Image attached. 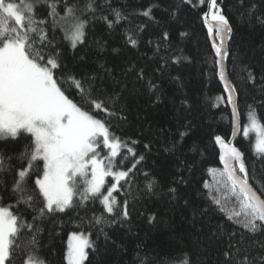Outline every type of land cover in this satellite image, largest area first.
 I'll return each instance as SVG.
<instances>
[{
    "label": "trees",
    "instance_id": "16d2710c",
    "mask_svg": "<svg viewBox=\"0 0 264 264\" xmlns=\"http://www.w3.org/2000/svg\"><path fill=\"white\" fill-rule=\"evenodd\" d=\"M209 3L0 0V51L17 47L24 63L0 73L1 106L14 99L40 113L15 81L48 75L99 126L67 127L64 139L97 140L100 158L88 161L107 174L104 190L89 192L84 178L68 208L51 210L34 137L0 139V209L14 224L0 264H68L73 234L88 238L85 264H264V220L220 166L217 141L228 142L233 125L204 25ZM213 10L231 28L226 64L242 131L249 116L264 128V0H216ZM254 143L242 134L236 147L264 201Z\"/></svg>",
    "mask_w": 264,
    "mask_h": 264
},
{
    "label": "rangeland",
    "instance_id": "374dc122",
    "mask_svg": "<svg viewBox=\"0 0 264 264\" xmlns=\"http://www.w3.org/2000/svg\"><path fill=\"white\" fill-rule=\"evenodd\" d=\"M83 26V23L73 25L71 34L74 35V39L81 37ZM14 63L16 64L11 67L22 68L21 66L24 64L22 54L17 47L7 46L0 51V73H3L5 67ZM13 73L11 72L9 75L11 82L15 79V77H11ZM15 82L22 97L40 107L37 108L40 113L33 114L30 112L28 105H18L20 101L14 99H9L7 102L10 105L15 103L16 106H7V108L1 106L0 89V139L15 138L22 132L34 137L38 145L39 157L45 164V174L40 187L47 199L49 209L61 211L68 208L71 205L73 191L76 195L85 191L88 185L85 179L91 180L90 182L93 184L88 188L89 192L96 193L101 191L100 189L104 190L107 187V174H104L102 167L98 165L93 167V164H89L88 161L89 156L92 158L96 147L99 145L96 142L97 140L69 139L66 141L67 139H64L67 127L70 130H75L78 127L73 125H78L85 132V130L99 131V126L71 107L48 75L34 71L30 79H20V81L17 79ZM71 126L73 127L71 128ZM78 130L75 132L76 135L79 134ZM242 134L245 136L252 135L255 140L254 152L257 155L264 156V128L255 117H248ZM69 141L71 143H68ZM99 158L100 155L93 156L94 161ZM102 174L104 175L101 176ZM230 185L232 186L231 183ZM232 188L236 190L233 186ZM226 193L233 195L229 191ZM240 195L243 197L241 193ZM75 198L77 197L75 196ZM236 207L240 213L244 214L242 203L238 202ZM6 213L9 215L8 212ZM0 221V254H2L6 246L7 253L9 252L11 244L10 239L5 245L7 236L4 233L11 228L13 229L14 224L10 219H6V214L1 209ZM2 235H4L3 238ZM67 246L68 264H85L86 252L89 246L88 238L84 235L73 234L69 236ZM33 264L41 263L36 261Z\"/></svg>",
    "mask_w": 264,
    "mask_h": 264
},
{
    "label": "water",
    "instance_id": "95a60500",
    "mask_svg": "<svg viewBox=\"0 0 264 264\" xmlns=\"http://www.w3.org/2000/svg\"><path fill=\"white\" fill-rule=\"evenodd\" d=\"M216 0H210L209 10L205 18L204 25L209 30V40L215 56L218 61L219 82L226 91L227 104L231 111L233 119V131L230 141H217L220 152V166L230 178L232 183L239 189L247 199L252 203L257 212L264 220V201L261 196L251 187L250 180L242 153L237 149L235 143L241 137V117L237 105V96L230 84L226 56L228 53V44L230 39V26L227 20L220 13L215 14L212 6ZM236 164L244 172V180L237 174L235 170Z\"/></svg>",
    "mask_w": 264,
    "mask_h": 264
},
{
    "label": "bare ground",
    "instance_id": "6f19581e",
    "mask_svg": "<svg viewBox=\"0 0 264 264\" xmlns=\"http://www.w3.org/2000/svg\"><path fill=\"white\" fill-rule=\"evenodd\" d=\"M216 2V1H215ZM215 4V3H214ZM213 4V5H214ZM212 10H213V6H212ZM213 12H214V10H213ZM215 13V12H214ZM217 13H219V12H217ZM217 13H215V14H217ZM221 14V13H220ZM222 15V14H221ZM206 18V17H205ZM205 22V21H204ZM230 26V25H229ZM230 30H231V28H230ZM229 42H230V39H229ZM229 45V44H228ZM216 60H217V58H216ZM218 62V61H217ZM232 125H233V119H232ZM241 129H242V120H241ZM233 134V133H232ZM242 135V134H241ZM232 137V136H231ZM240 138V137H239ZM219 140H223V139H219ZM223 141H225V140H223ZM230 141V140H229ZM238 141V140H237ZM225 142H227V141H225ZM235 145H236V143H235ZM219 150V149H218ZM220 153V152H219ZM221 169H222V167H221ZM238 169H240V171H243L240 167H239V165L238 164H236V166H235V170H236V172H237V174L239 175V173H238ZM222 171H223V173L225 174V176H226V178L229 180V182L232 184V186L236 189V190H238L242 195H243V197L252 205V203L247 199V197L239 190V189H237L236 187H235V185L232 183V181L230 180V178L227 176V174L225 173V171L222 169ZM243 180L245 179L244 178V176L242 177L241 175H239ZM251 184V183H250ZM251 187H252V185H251ZM253 188V187H252ZM254 189V188H253ZM255 190V189H254ZM256 191V190H255ZM257 192V191H256ZM258 193V192H257ZM253 206V205H252ZM253 208L255 209V207L253 206ZM256 210V209H255ZM257 211V210H256ZM259 214V213H258ZM260 215V214H259Z\"/></svg>",
    "mask_w": 264,
    "mask_h": 264
}]
</instances>
